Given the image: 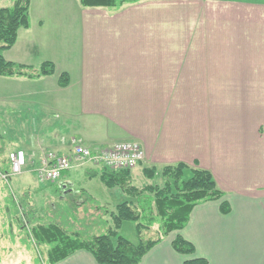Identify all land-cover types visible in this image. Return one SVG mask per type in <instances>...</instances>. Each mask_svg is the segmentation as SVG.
I'll use <instances>...</instances> for the list:
<instances>
[{
	"label": "crops",
	"instance_id": "1",
	"mask_svg": "<svg viewBox=\"0 0 264 264\" xmlns=\"http://www.w3.org/2000/svg\"><path fill=\"white\" fill-rule=\"evenodd\" d=\"M77 2L31 0L30 28L4 53L9 62L56 69L39 79L0 77V100L13 106L22 139L9 155L23 151L37 177L47 154H71L73 139L93 150L134 141L145 153L142 171L181 163L209 171L223 199L196 206L187 227L140 264L191 259L174 251L178 235L208 264H264V133L256 127L264 119V0H139L117 9ZM202 91H229L227 112L196 105ZM82 169L102 187L77 180ZM98 172L75 167L53 191L92 201L100 213L132 202ZM131 172L141 178L137 167ZM57 264L98 263L78 251Z\"/></svg>",
	"mask_w": 264,
	"mask_h": 264
},
{
	"label": "trees",
	"instance_id": "2",
	"mask_svg": "<svg viewBox=\"0 0 264 264\" xmlns=\"http://www.w3.org/2000/svg\"><path fill=\"white\" fill-rule=\"evenodd\" d=\"M2 1V0H0ZM139 0H78L83 8H110L121 6ZM31 0H14L9 7L0 9V77L39 79L55 74V65L50 62L39 67L25 66L9 62L4 53L11 50L18 39L19 32L29 29ZM67 74L59 77V85L63 88L69 85ZM9 165V164H8ZM149 170H145V172ZM131 170L113 171L108 168L100 169L99 178L107 187H118L130 198H135L138 190L133 187ZM164 179L163 187L157 190L155 205L160 222V238L144 240L142 216L134 208V203L125 202L118 205L109 214L113 221L105 234L89 239L78 234H69L55 222L49 224L33 223L31 234L38 246L49 247L47 251L48 264H57L78 251H85L93 256L98 264H140L143 258L167 236L184 230L190 220L194 208L207 202L221 201L224 193L218 188L213 175L209 171L191 168L185 164L165 167L161 171ZM62 196V195H61ZM18 208V207H17ZM221 212L228 214L230 206L226 202L221 204ZM133 222L139 237L137 244H133L119 234L124 222ZM154 221H150V225ZM175 252L186 257H192L183 264H208L203 258L195 257V247L192 243L178 235L172 243Z\"/></svg>",
	"mask_w": 264,
	"mask_h": 264
},
{
	"label": "rangeland",
	"instance_id": "3",
	"mask_svg": "<svg viewBox=\"0 0 264 264\" xmlns=\"http://www.w3.org/2000/svg\"><path fill=\"white\" fill-rule=\"evenodd\" d=\"M13 1H0V8L11 6ZM65 1L77 2V0ZM77 4L81 9L83 8L78 2ZM226 92L229 93V91H202L203 100L196 105L201 104L209 108L212 106L211 114L214 113V116L221 115L220 109H225L226 113L227 105L224 108L221 105L227 102L223 99ZM0 94L2 96L4 91L1 90ZM263 116L264 114L260 112L258 118ZM15 119L13 106L0 100V264H48L49 247L36 244L31 234L33 223L47 225L55 222L70 235L78 234L85 239L105 234L114 225L109 214L96 211L98 206L92 201L83 199L81 204L79 198L74 197L75 199L72 200L70 196H67L65 201L63 191L57 189L55 192L53 191L55 183H42L38 180V175L37 177L34 175L33 168L28 163L21 175H12L8 162L9 152L21 148L22 142V139L17 136L20 124ZM260 120L263 122L257 123L256 127L264 133V119ZM86 167L88 166L83 168ZM137 170L141 172V178L132 176V172L130 175L131 179L135 180L136 185L133 187L138 190V193L134 194L137 196L130 200L142 216L141 223L147 228L142 232V238L156 240L160 238L161 233L154 201L157 190L163 187L164 179L160 174L163 169L149 170L147 173L138 165ZM3 175L8 176V179L5 180ZM77 180L80 182L92 180L90 187L96 185L102 187L98 179L85 180V169L80 170ZM78 204L82 208L78 209ZM151 220L154 221L152 225H150ZM119 234L133 244L139 241L133 222H124L119 229Z\"/></svg>",
	"mask_w": 264,
	"mask_h": 264
},
{
	"label": "built area",
	"instance_id": "4",
	"mask_svg": "<svg viewBox=\"0 0 264 264\" xmlns=\"http://www.w3.org/2000/svg\"><path fill=\"white\" fill-rule=\"evenodd\" d=\"M145 159L144 150L138 142L125 141L93 150L84 145L81 140H72L70 155L49 153L44 157L42 166L37 170L41 182L55 183L75 167L93 166L99 169L108 168L113 171L132 170ZM12 175L22 174L27 164L23 151H15L9 155ZM5 180L8 176H2Z\"/></svg>",
	"mask_w": 264,
	"mask_h": 264
}]
</instances>
